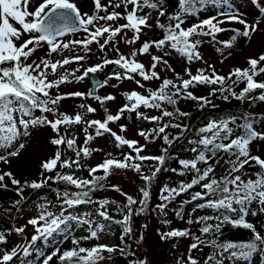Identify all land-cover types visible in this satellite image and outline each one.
<instances>
[{
    "label": "snow or ice",
    "instance_id": "obj_1",
    "mask_svg": "<svg viewBox=\"0 0 264 264\" xmlns=\"http://www.w3.org/2000/svg\"><path fill=\"white\" fill-rule=\"evenodd\" d=\"M251 4L258 10V18L249 21L235 0H93L91 14L82 13L73 0H0V163L8 165L11 158L20 155L25 147L21 138L29 137L31 129L50 127L55 133L50 143L57 148L52 156L41 161L36 179L21 181L11 170L0 169V188L7 189L6 178L15 186L19 198L13 207L28 199L24 196L25 189L49 188L58 201L52 205L42 198L44 202L36 205L37 214L23 226L0 230V264H51L54 258L56 264H104L116 252L121 257H132L129 264H148L146 257L136 256L126 239L133 235V216L149 211L151 186L162 170L190 179L181 180L174 187L163 185L160 202L152 210L165 217L161 220L163 225H170L166 210L177 197L187 193L189 198L181 200L172 211L187 225L199 226L198 234L191 228L158 232L161 240L192 241L187 254L177 258L176 264H201L192 253L203 251L204 247L211 251L203 264H264V221L253 223L248 219L264 216V158L253 154L251 147L256 141L264 142V131L255 124L258 119L264 125V114L254 116L247 110L228 112L211 116L203 126L192 128L182 122L191 113L178 106L181 100H187L194 102L200 111L215 109L218 105L214 97L247 103L249 108L264 104V79H258L264 75V53L248 57L246 66H233L226 74H220L200 50L207 42L217 43L223 64L232 57L231 49L238 39L250 41L264 23V0H251ZM225 24L241 27L226 28ZM153 27L160 31V38L140 42L146 30ZM226 32L231 35L220 40L219 35ZM121 42L131 46L140 43L125 54L118 46ZM93 44L101 53L99 62L85 66L84 62L93 54ZM109 46L114 58L107 55ZM42 48H46L45 54L31 59ZM223 49L229 51L225 53ZM66 51L69 55H64ZM54 54L58 58L53 59ZM143 55L150 57L148 65L138 59ZM172 58L182 60L183 73L176 72L170 63ZM198 61L206 67L197 68L194 73L191 65ZM74 63L79 66L66 67ZM108 66H113V71L103 80L94 79L86 93L59 91L62 85L84 81ZM158 67L172 72L174 78L162 77ZM112 80L133 81L144 91L123 92L125 102L112 113L107 104L115 101L116 96L97 94ZM152 81H159L158 86L146 88L145 82ZM241 84L244 86L239 88ZM202 87L208 89L206 95L195 91ZM68 98L95 100L103 108V118L89 119L88 114L96 113L97 108L87 103H80L74 114L60 112V103ZM152 110L158 114L150 115ZM36 112L41 115H35ZM47 114L54 118L48 119ZM125 114H135L137 120L153 125L137 134L146 142L161 139L167 145L161 155H142L147 144L141 145L110 127L125 118ZM61 126L65 127L63 134ZM72 126H82L84 140L80 145L69 131ZM118 127L120 133L127 131L126 125ZM170 128L178 130L177 134L171 135ZM189 132L195 138L187 139L190 147L185 150L193 155L187 159L170 156L168 148ZM105 134L113 138L118 148L126 146L130 151L122 153V159L107 153L102 162L86 169L88 178L76 175L84 167L83 158L101 151L90 148V142ZM61 146L73 152L75 158L63 157ZM168 159H176L179 167H164ZM147 161L155 163L145 173ZM218 166L223 169L219 175ZM115 170H132L140 175L144 186L139 189V198L123 192L118 185L111 188L124 196V204L93 198L96 192L108 187L105 182ZM60 184L65 185L63 190L52 187ZM196 188L199 190L192 191ZM82 205L96 207L92 212L81 213L78 209ZM113 205L120 219L110 214ZM187 205H192V209L185 219ZM51 207H58L59 211L50 210ZM205 210L211 214L195 215ZM108 222L121 225L120 245L98 242L101 234L111 231ZM29 226L34 232L30 239L9 248L8 236L12 233L23 236ZM225 227L243 229L250 235L244 240L221 239ZM77 229L85 234L75 235ZM91 241L97 243L85 246V242ZM38 242L43 246H38ZM65 242L69 246L62 248ZM135 242L139 247L143 235Z\"/></svg>",
    "mask_w": 264,
    "mask_h": 264
},
{
    "label": "rangeland",
    "instance_id": "obj_2",
    "mask_svg": "<svg viewBox=\"0 0 264 264\" xmlns=\"http://www.w3.org/2000/svg\"><path fill=\"white\" fill-rule=\"evenodd\" d=\"M73 2L76 3L77 7L81 10L82 13H89L91 14L94 9L93 0H73ZM103 2H106V0H103ZM235 3L238 7H240L241 11L246 15V18L249 21H252L254 18H258V10L251 4V0H235ZM169 11H172V8H169ZM155 17V13H153V18ZM124 21H120V23H123ZM152 22L151 20L149 21ZM223 27L231 28V27H241L240 25H233V24H225ZM261 30L257 31L251 36L250 41H246L243 38L238 39V41L234 44V47L231 49L233 55L231 58L224 61L223 64L220 63L221 59V52L217 51L216 49L220 47L215 42H207L201 47V52L204 56V59L208 61L211 64H214L215 67L220 71V74H226L229 69L233 66H246V59L248 57H255L258 56L261 53H264V47L262 44H264V23L260 25ZM155 27L151 31L146 30V35L141 36V41L143 42L146 39H158L161 36L160 31H158L155 34ZM129 36H131V33H128ZM231 35V33H222L219 35L220 40H226ZM71 38V37H68ZM79 38H82V34ZM135 46L126 45L123 42L119 43V48L122 53L128 54L132 50L133 47H139V43ZM93 49V54L90 56L88 60L84 62L85 66H91L95 63L99 62V57L101 56V53L99 52L97 46L95 44L91 45ZM46 48H42L34 53L31 59L35 60L45 54ZM225 53L229 51V49H223ZM64 55H69V53L66 51ZM107 55L109 58H114L115 54L111 51V46H109V51L107 52ZM53 59L58 58L55 54L52 57ZM241 58V59H239ZM138 59L145 63V65H148L150 63V57L147 55L138 56ZM170 63L172 66L176 69V72L183 73L184 71V63L182 60L178 58H172L170 60ZM79 65L77 64H71L69 66H66L69 69L76 68ZM192 71L195 73L197 68H203L206 67V65L202 61L195 62L191 65ZM160 71L162 77H166V71L162 70L158 67L157 69ZM113 71V66H108L103 72L97 73L96 75L101 79H105L108 74H110ZM169 72V71H168ZM171 73V78H174V74ZM169 78V77H166ZM139 79V77H137ZM112 84H115L116 87H111ZM146 88H156L159 84V81H152V82H145ZM89 89V81L88 78H86L84 81H81L79 83L73 82L64 84L60 87L59 91L61 93H70L74 91H80V92H87ZM131 90H137V91H144L143 89H139L138 86L133 82L129 80H123V81H116L112 80L110 81L109 86L101 88L98 90L99 95L104 96L107 94H112L116 96V100L112 102H108L107 107L112 112L115 113L119 107L123 105L125 102L122 96V93L125 91H131ZM197 91V94H206V88L202 87ZM80 103H87L92 105L93 107L97 108V112L93 114H88L89 119H102L104 116L103 108L93 99H87L82 100L81 98H68L63 100L59 105V111L68 113V114H74L76 111H78V105ZM179 108L183 111H188L194 107V102L187 101V100H181L178 104ZM257 111H260V114L264 112V104H258L256 106ZM171 110V108H169ZM142 111H147L142 109ZM35 114L41 115V113L36 112ZM150 115H157L158 112L155 110H152L149 112ZM48 119H53L54 117L51 114H47ZM130 116L129 118H126ZM254 116H259V114H255ZM142 120H140L141 122ZM183 122V121H182ZM147 127L150 125L149 122H146ZM126 125L127 131L124 133H120L118 125ZM256 127L260 128L261 131H264V125L261 124L260 120L255 121ZM138 126V120L135 117V114H125V118H122L117 123L111 124L110 127L117 131L118 134L126 136L128 139L132 140H138L141 145L147 144V147L145 148L144 152H152L157 153L160 150V144L161 139H155L151 142H146L142 137H140L137 133L140 131ZM69 131L72 135H74L77 138V144L80 145L83 143L84 140V133L82 131V126H72ZM93 131L94 130H90ZM176 129H168V132L170 134L175 133ZM31 134L27 138H21V142L25 143L24 149L21 150L20 155L16 158H11V163L6 165L3 163H0V169H3L5 171L11 170L15 177L17 179H36L38 176V166L40 165L41 161L44 160L47 157H50L54 154V152L57 150L56 146L52 145L50 143V140L55 137V133L50 127H43V128H36L30 130ZM60 132L63 134L65 133V127L61 126ZM112 137L108 134H105L103 136L95 138L93 141L90 142L89 147L93 149H101V151L93 152L90 157L83 158L82 164H86L88 167L96 165V163H99V161L106 156L107 153L111 152L110 150L113 149L115 142L111 139ZM195 138V136H194ZM193 138V139H194ZM190 145H188L187 142H184L181 144V148L179 146V152L183 156L191 157L192 153L189 151H186L185 149L189 148ZM252 152L256 155H261V157H264V142L262 141H256L252 144ZM127 149V147H124ZM62 152V156L65 157L68 154V150L61 146L60 148ZM2 151V150H0ZM221 164L223 162L221 161ZM166 168H177L179 167L178 163L171 162L168 166H165ZM223 169L221 167L216 168L217 175L222 172ZM187 177L185 176H178L171 171H162L161 174L157 177L156 185L153 189V194L150 198V205L149 211L138 216H133L132 219V227H133V235L131 238H129V243L131 246H133V249L135 252L138 253L139 258L146 257L148 260V264H176V261L173 260L170 255H168V241H176L177 244V254L181 257L182 255H186L188 252L189 244L192 242L189 238H174L170 240H161L160 235L158 232L162 231H168L170 228H191L192 232H195L193 225H187L184 221L178 219L172 209L174 207H177V203L170 205L167 211V219L171 221L170 225H163L161 223V220L165 217H162L158 212L153 211L152 209L156 204H158L159 201V193L160 189L163 185L168 184L172 186L176 181L185 180ZM106 183H108V188L99 196H97V199H104L107 198L109 200H115L118 204H124L125 198L120 193L112 190L111 185H118L123 192L132 195L136 198H139V192L136 189L137 187L134 185L133 182H128L122 173L113 172L111 176L108 177ZM18 196L16 195L15 191L12 188L7 187V189L0 188V201L3 199L12 200L13 202L18 199ZM95 199V198H94ZM95 205L86 206L82 209V212H92L95 208ZM109 212L112 216L116 215L118 216L119 213L116 214V207L115 205L111 206L109 208ZM34 208L23 210V212L20 215V222L18 226H23L28 219L32 218L35 214ZM156 217H158L156 219ZM96 218V217H94ZM253 218L252 216H249L248 219L251 220ZM257 219H261V221H264V216H257L255 217ZM98 219V218H97ZM185 219H187V212L185 211ZM146 225V227H144ZM34 234L33 229L31 226H29L26 229V233L21 235H16L15 233H12L8 236V247H13L16 244H24L26 242L25 238L30 239V236ZM85 234L81 230L77 229L75 232V235L80 236ZM143 235V242L138 247L136 244V240L139 238L140 235ZM59 239V237H58ZM99 243H107L111 244L114 242V236L111 233L105 232L101 234V238L98 241ZM97 241H91V242H85L86 245L89 244H95ZM69 245L68 242H65L62 245V248H67ZM167 251V252H166ZM192 255L194 257H197L201 264H203V255L200 253V251L194 250ZM143 256V257H142ZM104 264H114V260L111 259V261H105Z\"/></svg>",
    "mask_w": 264,
    "mask_h": 264
},
{
    "label": "trees",
    "instance_id": "obj_3",
    "mask_svg": "<svg viewBox=\"0 0 264 264\" xmlns=\"http://www.w3.org/2000/svg\"><path fill=\"white\" fill-rule=\"evenodd\" d=\"M155 30V34L159 31L158 29H154ZM264 47V44H262ZM166 77L171 78V73H169L168 71H166ZM258 79H264V75H262L261 77H258ZM244 85L241 84L239 86V88H242ZM239 88H237V91H239ZM208 93V89L206 88V94ZM205 94V95H206ZM213 101L215 104L218 105L217 108L212 109V108H205L203 111L198 110L195 106L190 110L191 116L187 119H183V123L184 124H188L190 125L192 128H198L200 126H203V124H205L207 122V119L210 118L211 116H216V115H222V114H226L228 112L231 113H237L240 112L242 110H247L249 112H251L253 115L255 114H260V111H257V108H249V105L247 103L241 104L239 101L236 100H231V102H225L221 99L218 98H213ZM262 114H264V112H262ZM37 115V114H35ZM147 121H141L138 120V128L141 130H150L153 125L150 123V125L147 127ZM177 131L171 135H176ZM186 138H182L181 140L175 142L170 148H168V154L172 157H179V158H190L187 156H183L180 154L179 152V146L181 148V144L184 142H187L188 138H194V134H192L191 132L186 133L185 134ZM112 139V138H111ZM113 140V139H112ZM164 147H167V145L163 144V141H161L160 144V150L157 153H152V152H143L141 153L142 155H150V156H158L162 154V149ZM111 153L114 157L117 158H121L122 159V153H127L130 150L127 148L125 149L123 148H118L116 146V144L114 145L113 149L110 150ZM193 155V154H192ZM65 157H72L73 159L75 158L74 153L68 150V154ZM105 158V156L103 157ZM103 158L99 161L102 162ZM264 158V157H262ZM171 162H176V159H168L166 160V163L164 165L168 166ZM223 162V161H222ZM155 162L153 161H147L144 162V172L148 173L150 167L154 164ZM98 164V163H96ZM83 168L76 172V175L78 176H82L84 178H88V172H87V168L88 166L85 164H83ZM95 166V165H93ZM91 167V166H90ZM38 173L40 172V165L38 166ZM258 169H250V171H257ZM63 171H68V169H64ZM163 171V170H162ZM161 171V172H162ZM114 172L118 173H122L123 176L125 177V179L128 182H133L134 185L137 187L136 189L139 192V189L141 187L144 186V182L141 180L140 175L137 174L136 172L132 171V170H115ZM161 172L157 175V177L161 174ZM222 172H220L221 174ZM219 175V174H218ZM38 176V175H37ZM187 179H190V176L187 177ZM157 178L153 181L152 186H151V195L153 194V189L156 185V181ZM21 181H23V179H21ZM179 181H176L174 184H172V186H176V184ZM5 183L7 184V186L9 188H12L14 190L15 186H13L11 184V182L6 178ZM106 183V182H105ZM106 185L108 186V183H106ZM53 188L55 187H59L61 190H63V188L65 187V185L60 184V185H52ZM108 187H106L104 190L102 191H98L94 194L93 198L97 199V196L101 195ZM75 190V189H72ZM199 190L198 188L193 189L192 191H197ZM24 196L27 197L28 199L26 201H22L21 205L18 207H13V201L12 200H7V199H3L0 201V230H7L9 228H15L17 225H19L20 222V215L23 212V210H27V209H31L34 208L35 211V215L37 214V208L36 205L38 203H43L44 200L42 198H46L48 201L52 202V205H57L58 201L56 200L55 197V192L51 191L49 188H44V189H40L38 191H33L31 189H25L24 191ZM19 198V197H17ZM188 194L185 193L179 197L176 198V203L177 205H179V202L181 200L184 199H188ZM86 205H82L80 206V208L78 209L79 212H82V209L85 208ZM192 209V205H187L185 207V211L188 213L190 212ZM50 210L53 211H59L58 207H51ZM118 212L116 211V214ZM202 214H211L210 210H205L204 212H197L195 215H202ZM114 219H120V215L118 214V216L116 215L113 216ZM158 217H156L157 219ZM253 223H257L258 221H261V219H257L255 217L251 218V220ZM108 226L111 229V231H106L108 233H111L114 236V242L111 243L110 245H120L121 244V240H120V236H121V225L116 224V223H111L108 222ZM259 226V225H258ZM198 225L193 224V228L195 230V232H197L198 234ZM250 235L249 232H247L246 230L243 229H232L231 227H225L224 231H223V236L221 237V239H230V240H244L246 239L248 236ZM126 243H129V238L126 239ZM92 244L86 245L85 246H91ZM173 245H176V247H173ZM38 246H43L40 244V242H38ZM69 246V245H68ZM67 246V247H68ZM133 249V246H131ZM134 250V249H133ZM167 250H168V255H170V257L173 260H177V258H179L180 256L177 254V244L176 241H168V246H167ZM135 251V250H134ZM210 248L208 247H204L203 251H200V253L204 254L203 257L205 258L206 255L210 252ZM107 255V254H105ZM136 256L138 257V253L136 252ZM143 257V256H142ZM34 258V257H33ZM132 259V257H121L119 252H116L114 254H112V260H114V264H129V260ZM51 264H56L55 258L53 260V262H51Z\"/></svg>",
    "mask_w": 264,
    "mask_h": 264
},
{
    "label": "water",
    "instance_id": "obj_4",
    "mask_svg": "<svg viewBox=\"0 0 264 264\" xmlns=\"http://www.w3.org/2000/svg\"><path fill=\"white\" fill-rule=\"evenodd\" d=\"M94 79H100L97 75H95V76H92L91 74H90V76L88 77V80H89V88L92 86V81L94 80ZM101 80V79H100Z\"/></svg>",
    "mask_w": 264,
    "mask_h": 264
},
{
    "label": "bare ground",
    "instance_id": "obj_5",
    "mask_svg": "<svg viewBox=\"0 0 264 264\" xmlns=\"http://www.w3.org/2000/svg\"><path fill=\"white\" fill-rule=\"evenodd\" d=\"M239 59H241V58H239Z\"/></svg>",
    "mask_w": 264,
    "mask_h": 264
}]
</instances>
